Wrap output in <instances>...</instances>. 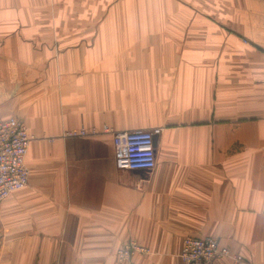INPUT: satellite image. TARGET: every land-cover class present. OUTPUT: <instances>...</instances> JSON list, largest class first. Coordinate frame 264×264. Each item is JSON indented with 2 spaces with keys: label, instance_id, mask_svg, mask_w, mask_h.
I'll return each instance as SVG.
<instances>
[{
  "label": "crops",
  "instance_id": "obj_1",
  "mask_svg": "<svg viewBox=\"0 0 264 264\" xmlns=\"http://www.w3.org/2000/svg\"><path fill=\"white\" fill-rule=\"evenodd\" d=\"M11 116L33 139L0 264H186L188 236L264 264V0H0ZM104 125L161 127L155 167L118 169Z\"/></svg>",
  "mask_w": 264,
  "mask_h": 264
},
{
  "label": "built area",
  "instance_id": "obj_2",
  "mask_svg": "<svg viewBox=\"0 0 264 264\" xmlns=\"http://www.w3.org/2000/svg\"><path fill=\"white\" fill-rule=\"evenodd\" d=\"M92 133H98L93 130ZM102 133L112 136L115 162L118 169L131 171H151L156 165V138L162 128L136 130H113L107 125ZM82 128L70 132L72 136H87ZM33 136L24 121L18 117H0V204L13 193L28 186L30 169L26 162ZM148 251L138 241L124 242L117 250L119 262L129 261L136 253ZM231 257L243 263L244 257L232 254L230 249L220 244L215 237H191L183 240L180 258L186 264H213L216 260Z\"/></svg>",
  "mask_w": 264,
  "mask_h": 264
}]
</instances>
